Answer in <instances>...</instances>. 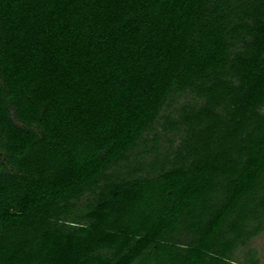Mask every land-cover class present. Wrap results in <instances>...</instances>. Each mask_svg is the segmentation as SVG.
I'll return each instance as SVG.
<instances>
[{
  "label": "trees",
  "instance_id": "obj_1",
  "mask_svg": "<svg viewBox=\"0 0 264 264\" xmlns=\"http://www.w3.org/2000/svg\"><path fill=\"white\" fill-rule=\"evenodd\" d=\"M187 93L182 166L78 210ZM263 231L264 0H0V264H231Z\"/></svg>",
  "mask_w": 264,
  "mask_h": 264
},
{
  "label": "rangeland",
  "instance_id": "obj_2",
  "mask_svg": "<svg viewBox=\"0 0 264 264\" xmlns=\"http://www.w3.org/2000/svg\"><path fill=\"white\" fill-rule=\"evenodd\" d=\"M203 103L202 99L197 98L196 93L172 96L168 105L162 109L150 130L144 135V138L148 141L149 149L152 150L153 147L156 146L157 150H153L149 154L146 153L141 159H137V154L145 150L144 143H141L139 144V148L133 152V155H131V153L128 154V159L120 161L117 165L110 166L103 174V182L91 188L90 192L83 194L77 201L78 210H83L85 205L89 202L94 203L97 201L102 187L106 181L109 182V177L111 176L112 180L120 182L122 180L120 175L124 178L127 173L132 172L135 168H143L144 170L142 173H139L138 176H145L149 171L150 176H153L154 174L150 170L151 166L159 161L158 168H161L160 164L163 163L164 158L169 159V163L166 167L167 170L182 166L178 157V150L181 148L183 143L182 139H184L183 137L186 135V126L180 125L174 130H171L170 123L174 120L179 123L185 116L184 112L189 115L192 113L193 109L200 108ZM168 116H170L169 121L167 120ZM155 136L159 138L158 143L153 141ZM231 264H264V231L253 238L248 246L237 248L234 252L233 262H231Z\"/></svg>",
  "mask_w": 264,
  "mask_h": 264
}]
</instances>
